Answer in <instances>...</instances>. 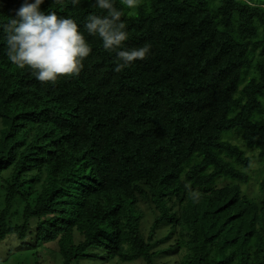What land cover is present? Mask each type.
Instances as JSON below:
<instances>
[{
	"label": "trees",
	"instance_id": "trees-1",
	"mask_svg": "<svg viewBox=\"0 0 264 264\" xmlns=\"http://www.w3.org/2000/svg\"><path fill=\"white\" fill-rule=\"evenodd\" d=\"M20 4L0 0V15ZM42 8L81 29L102 11L94 0ZM124 12L125 46L150 54L119 73L86 31L82 70L54 84L0 43V244L36 254L49 243L61 264H264V198L242 188L251 151L264 192V0Z\"/></svg>",
	"mask_w": 264,
	"mask_h": 264
},
{
	"label": "clouds",
	"instance_id": "clouds-1",
	"mask_svg": "<svg viewBox=\"0 0 264 264\" xmlns=\"http://www.w3.org/2000/svg\"><path fill=\"white\" fill-rule=\"evenodd\" d=\"M76 5L79 0H71ZM45 0H21L14 16L0 15V43L5 46L8 60L19 69H28L42 84L56 83L62 77L77 75L84 60L92 52V44L85 36L98 38L102 48L114 53V71L119 73L144 60L150 54V46L128 48L129 39L125 15H134L142 0H94V6L102 10L86 17L83 29L77 21L42 8Z\"/></svg>",
	"mask_w": 264,
	"mask_h": 264
},
{
	"label": "rangeland",
	"instance_id": "rangeland-1",
	"mask_svg": "<svg viewBox=\"0 0 264 264\" xmlns=\"http://www.w3.org/2000/svg\"><path fill=\"white\" fill-rule=\"evenodd\" d=\"M237 142L236 140H232ZM248 155L252 157L251 166V179L248 184L244 185L242 188L245 189V193L248 196H258L264 198V192H261L258 188V182L260 180V170L261 164L258 162L254 153L251 151L247 152ZM17 219V218H14ZM152 220L151 215H147V224L144 230L148 229V225ZM29 249L20 242L12 237L6 239L5 242L0 244V264H61L60 257L57 252L52 248L51 244H44L39 247L36 251ZM83 264H92L88 261H84ZM116 264V263H111ZM122 264V263H120ZM123 264H141L140 262L133 263H123Z\"/></svg>",
	"mask_w": 264,
	"mask_h": 264
}]
</instances>
